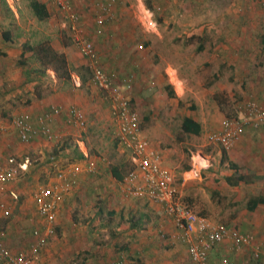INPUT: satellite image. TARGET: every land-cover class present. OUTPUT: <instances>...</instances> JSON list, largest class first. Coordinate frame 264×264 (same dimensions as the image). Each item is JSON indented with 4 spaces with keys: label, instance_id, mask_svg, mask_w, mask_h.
I'll return each mask as SVG.
<instances>
[{
    "label": "crops",
    "instance_id": "obj_1",
    "mask_svg": "<svg viewBox=\"0 0 264 264\" xmlns=\"http://www.w3.org/2000/svg\"><path fill=\"white\" fill-rule=\"evenodd\" d=\"M136 1L140 2V0ZM0 2L3 6H5V9H7L9 16H12V14L14 13L13 16L17 17L16 9L12 5L14 0H0ZM78 2H80V0H75L76 11H78ZM166 2L169 3L167 5L169 13H177L179 17L183 16V23L182 25H178L177 29L181 28V32L185 33L186 37L191 38L193 37V35H199L201 38V40L197 42V45H194L192 42H190V40H186V42H184L183 40L181 41L182 45L187 46L185 52H192L193 50L196 51L199 46L203 48L201 51H197L199 55L196 57L197 60L195 61V63L188 62L190 57L191 59L193 58V55H191L190 57L185 56V64L188 62L187 65L189 67L190 65H195L196 68H199L201 70L202 68L207 66L206 62L209 61L208 63L212 65L215 76H219L217 72L219 71L221 65L234 66L235 71L237 72V74H235L236 81L239 80L240 82H243L242 85L245 84V86H247L250 90V93L247 95L248 100H253L260 105H264V11L260 8L259 0H181L178 3L176 2V0H172ZM84 3L87 4V6L91 7L89 3ZM140 5L141 7L144 6L142 3ZM140 5L138 4V6ZM114 10L116 12L120 11L117 6H114ZM7 26L8 30L6 28L4 30H1L0 28V53H5L6 55L4 57H7V67L0 66V113L1 111H4V106L7 105L4 98L7 99L6 97L9 96L10 98L14 97L13 99H15L17 97L21 98L20 100L22 101L24 97H28L29 100L26 98V102L29 101L28 103H26L28 105L27 109L20 115H29V117H31V123L36 126L39 116H43L52 108L57 107L40 105L39 101L31 100L30 95H32L33 92H31L32 90H30V87L31 85L34 86L39 83V81H42V77L37 76L35 73L27 77V71H30L32 69L28 67L29 64L22 66L18 65L17 63V66L14 67L15 63L13 62V59H8V57L11 58L13 56V52L19 54L20 56L22 50L21 46H19L20 44L17 41V36L11 29L13 26ZM107 27H109V25ZM19 33L22 32L20 31ZM209 34L211 35L208 36ZM105 38V35L101 37H91L94 43H98L96 48L100 54L101 63H105L109 59V53H107V56H104L103 51L101 52V50L104 49L103 47L102 49L100 48V44L103 45L106 42V40L104 41ZM112 45L115 46V44ZM107 47L109 49V46ZM25 56H27V54H25ZM209 56L210 59L208 58ZM77 58L78 57H76L75 51V59ZM127 61L128 62L126 64L124 63L125 68L122 69L125 72H133L134 70H132L133 68L132 66H130V61ZM85 62L87 63V61L81 57V63ZM120 62L123 66V62ZM168 64H174V66L178 65L176 61H171ZM17 68L19 74L15 73L17 71ZM77 68L78 67L75 64V70L71 72V79H73V77L75 76V80H79L75 84V87L79 88L82 85V81L79 76V69ZM223 68H225V66H223ZM50 73L55 76L53 71H46L47 75H51ZM187 73L193 74L194 69L191 68ZM137 75L138 78L145 79V77L143 76L144 74L137 73ZM153 75H155L156 78L154 79L158 82V84H161L163 82V79L156 75L155 72L153 73ZM175 76L173 75L172 78V76L170 75V85L174 86L173 89L171 86L170 88L172 91H175H173L175 94V99L177 97L178 101H182V99L186 100L187 98L192 100L193 104L189 107V110H192L190 112L192 114L186 115V117L192 118L201 126L200 135L193 136L203 137L205 136V134L207 135V131H218L222 124L219 123V119L221 117L219 114L220 106H218L215 102L213 95L215 94V91L224 89V87H215V85L211 84V89L209 87V89L205 90L204 86L201 85L202 89L201 87H196L191 90L187 86L185 93L183 92L184 96L182 97V95L176 94L177 92L175 90L176 84L181 85L182 80ZM15 80H17L18 83L15 84ZM14 86H16L17 89L11 92H16L14 94L8 92V90L10 91V89H14ZM25 87L27 88L26 90ZM165 89H167V86L165 87ZM21 91L26 92L25 94H22ZM120 91H122L123 95L126 96L128 95V92L130 90L127 91L123 87V90L121 89ZM19 95L22 96L19 97ZM96 96L97 95H92L91 97L94 98ZM141 96V94H138L136 95L135 99L132 98L130 100L132 105L133 102L135 103L134 105L137 106V109L143 106ZM106 103L109 105L107 101ZM106 103L104 102V104ZM239 104L242 105L243 103L237 102L235 107L239 108ZM75 107L84 114L86 120V114L84 110H82L79 106ZM64 111L66 112V110ZM64 111L62 110L61 115H54L47 122L48 128L56 136V139L50 142L47 141L42 135H40L33 141L24 144L19 141L16 129L14 128L12 121L11 125L3 124V126H0V167L7 168L10 165L13 166V163L15 162L13 155L16 152V147L25 146L33 148L34 150L43 151L42 146H48V142L50 143L49 145H51L53 142L55 143L52 144L54 145V150L49 153L46 151V153L42 156V159L37 158V160L41 159V161H43L44 163L56 162L54 165H57L63 164V160L65 158L77 165L76 168L74 167L75 164H73L74 166L69 165L65 168V170L63 169L57 172V174L59 172L66 173L70 180H74V184L69 191L59 193L55 201V229L57 235L53 238L49 237L46 239L47 243L44 248H42L44 249L43 252L40 251L42 249L38 250L39 254H36L35 259H37L40 254L42 255H40V262H38V264H48V262H50L51 264H62L66 262L67 264L70 257L80 259V264H108L109 262L114 260H107V252L109 251V249H105V247L107 246H112L114 248V250L111 252L117 250L121 251L117 253V255H119V259L115 260H122V250L127 251L129 246H127V244L122 247L117 246L115 241L117 239H124L125 242L131 241V247L133 248L131 252L133 254L131 255H133V257H146L147 259L150 258V261L152 260L157 264H166L165 261L161 262V260H165V257L161 256L160 252H158L159 245L157 243V239L158 235L161 233V230H159L158 232V225H160V220H154L152 218L153 216L150 213H156L157 217L158 212H161L164 217V226L166 230L168 232H172L173 242H178L181 244L183 243L178 237H176V228L174 226V223L172 219L164 213L162 206L150 202L145 198H136L138 200H146L145 204L143 205H149V207H152V209H154L148 211L144 206H135L133 202L131 204L130 202H125L123 200L124 195L121 193L123 192L122 183L124 182V178L127 172L132 168L128 150L120 147L124 152H126L128 156L130 168L126 172L123 173L119 166H112L109 170H105V172L98 171L97 165L100 162V158L96 159L91 155V151L88 149L85 139L83 137L77 138L75 140L67 139L65 138V133L61 134L60 126H62V123H66V113ZM204 114H206V117L204 116ZM18 116H14L12 120ZM2 117L5 116L3 115ZM142 120L146 121V115L142 117ZM142 120L140 119L141 137L148 140L147 138L153 136L154 131L156 133L158 129L156 128L155 130H152L151 128L154 127H152V125H144V123L141 122ZM112 123H114L115 126V131L113 133L115 134L114 137L116 138L117 129L114 120L112 121ZM148 128L151 129L150 132ZM156 135L157 140L156 138H154V140L151 139V141H148L150 142L151 146L161 154L162 167L172 174V176L174 177V182L176 184L174 169L177 167L176 163L178 162V160L184 159V154H181L177 147L175 149H169L168 143L177 138L178 141L176 142H179V145L182 146L184 144V141L182 139L183 137L179 135L173 136L168 132L164 133L163 137H160V133H156ZM183 135H185L186 137L188 135L192 136V134L186 133H183ZM62 137L64 138V140L61 141L62 145L65 143H68L70 145V147H67L64 150H61V145L59 146L57 144V142ZM116 142L117 146L119 147L117 139ZM74 148L78 149L79 153L82 155V159H74ZM253 148L256 149L255 153H253L252 151ZM223 153L226 154V162L220 160L219 164L215 168H213V170H208L209 166L211 165L209 157L199 152H196L195 154L192 153L191 162L186 166L181 167V170L178 172L180 174V188H178L177 186V189L179 190V194L181 195L180 192H182L186 184H189L190 186V183L195 182L197 185L201 186V195L203 194L204 200L207 203L206 206H203V210L205 209L207 210V212L204 211L200 215L207 218L208 220L211 219L209 210L215 207V204H213L214 198L219 197L218 200H220V202H225L226 205H239L241 202H246V212L249 214L243 213V215H241L240 213H232L233 216H231L230 223L235 225L240 224V229H237L235 226H233L234 228L229 227L223 223H219V225L237 229L242 233H252L255 235L259 232V225H262L260 229L262 231L264 230V216L259 214L261 212L264 213V205L259 204L255 207L254 210H250L249 203L257 197L264 196L257 195L253 199L244 200L246 198V195L242 191H240V189L243 187V185H246L245 187H248V190L251 189L249 188V184H251L250 180L253 178L254 174H250L249 172H247L249 173L247 178H245L244 181H240L239 177H244V175L241 174L239 164L242 163L243 165H245L247 167L246 169H250L252 168V166H257V169H263L261 170V173L264 174V127H260L258 129L247 128L244 131L242 137L234 145L233 149L229 152L223 151ZM201 154L202 156H200ZM196 157H201V161L203 162L197 163L195 161ZM23 159L24 157H22L21 160ZM28 161L30 160L27 159L26 161L20 163L18 167L22 169L25 178L30 179L34 177V174L36 173L35 170L39 164L33 165L32 162L30 163ZM31 161H36V159H32ZM90 164H93L92 169L89 168ZM84 167L86 168L81 169ZM113 168H117L119 170L122 175L121 180H117L113 177ZM15 170V179H17V169ZM190 171L196 172L197 177L192 176ZM57 174L51 179H47L48 175L45 173L40 174L39 178H44L45 181L48 180L46 186L39 187L36 190L34 198L32 200H29L30 202L28 201V199H26L23 204L19 205L18 208H15V211H13L16 213V215L13 219L4 222L1 220L4 216L0 214V230L3 232V236L0 237V242L2 245H5L12 254L31 253L30 248H32L31 246H33L36 242V238L33 236L34 230L42 231L44 228V219L38 211V203L35 197L39 192H43L46 194L51 191L53 184H55L57 180ZM109 183L120 188L121 192L119 189L109 188L111 186ZM6 185L1 186L0 190H2ZM11 195L16 198L15 193ZM51 195L52 192H50L48 195L46 194L45 200L49 201ZM99 195L102 196V202L98 203L96 201V197ZM110 195L112 197H116L117 201L121 203V206H117L118 204H112ZM190 197L195 200L193 196ZM1 199L5 200L4 198L0 197V200ZM122 201H124L126 204ZM77 205H79L78 211L80 213L84 211L81 215L84 214V216L86 217L83 218L81 216L80 221H75V211H77ZM189 206L191 207V205ZM70 211L71 213L69 216L67 213H69ZM197 213L199 214V212ZM125 214H128L129 216L127 217L125 216ZM102 215L108 217H119V222H117L116 225H119L121 227L118 228V233L114 234L115 236H118L113 240L112 244L107 243L106 245H102L94 243V235L97 232L96 225L100 224V222L102 223ZM159 217L160 218L158 219H161V216ZM210 221L213 222L212 220ZM146 223H150L151 226H148V224ZM123 224H126V226H123ZM80 225L84 226V231L81 229ZM252 227L255 228V230L256 228H258L256 230V233L246 232L248 228ZM114 235L112 234V236ZM51 238L52 242L50 241ZM184 246L187 248L186 245ZM90 248L92 252L87 253L89 255H82L85 251H89ZM228 251H230L229 244H224L211 253L210 260L213 261L215 255L217 257H225L234 254L230 252L228 253ZM178 252L179 250H177L176 253L178 254ZM187 261L188 262L184 264H191L189 256Z\"/></svg>",
    "mask_w": 264,
    "mask_h": 264
},
{
    "label": "rangeland",
    "instance_id": "obj_2",
    "mask_svg": "<svg viewBox=\"0 0 264 264\" xmlns=\"http://www.w3.org/2000/svg\"><path fill=\"white\" fill-rule=\"evenodd\" d=\"M166 1L172 0H140V2L136 0H116L117 3L114 6H117L120 11L116 12L114 10L115 20L111 24H109V27H107V30L104 33V35L106 36L104 41L106 40V42L103 45L100 44V48L102 49L103 47L104 49L101 50V52L103 51L104 56H107V53H109V59L107 60V62L101 63V66L107 73L114 74L115 83H117V85L120 86L123 82H130L131 89L128 92L129 96L126 95L127 98L131 100L132 98L135 99L136 95L138 94L142 95L141 97L143 106L137 109V106L134 105V102L133 105L134 108H136L141 120L142 117L146 115V121H141L142 123H144V125H152V127H154L151 128L152 130H155L157 128L158 130L156 131V133H160V137H163L164 133L167 132L171 133V135L173 136L179 135L183 137L182 139L184 141V144L182 146L179 145V142H176L178 141L177 138L168 143L169 149H175L177 147L179 152L181 154H184V159L178 160V162L176 163V168L174 166L176 176L175 186H178V188H180V174L178 172L181 170V167L186 166L191 162L192 153L195 154L196 152H199L209 157L211 165L209 166L208 170H213V168H215L219 164L220 160L226 162V154L223 153L219 145H210L207 143V137L215 130L207 131V135L205 134V136L203 137H194L193 135H188L186 137L185 135H183V133H179L181 131L179 130V126L177 123L184 117H186V115L192 114L190 113L192 110L190 111L189 107L193 104V102L189 98H187L186 100L182 99V101H178L177 97L176 99L175 97H169V90L165 89V87L171 86L170 75L173 78V75L175 76L176 74V76L182 80L181 85L176 84L175 87V90L177 92L176 94L182 95V97L184 96L183 92L185 93L187 86L191 90L196 87H201V85L204 86L205 90L209 89V87L211 89V84L215 85V87H224V89L215 91V94L213 95L215 102L218 106H220V124L227 117L239 116L238 109L235 106L237 102L244 104L248 101L247 95L250 93V90L247 86H245V84L242 85L243 82H240L239 80L236 81L235 74H237V72L232 65H221L219 71L217 72L219 76L214 75L212 65L208 63L209 61L206 62L207 66H205L201 70L199 68H196L195 65H190V67L194 69V73H187L191 69L187 65L188 62L195 63V61L197 60L196 57L199 54L197 50H193L192 52H185L187 46L182 45L181 41L183 40L184 42H186L189 37H186V34L181 32V28H178L179 30L177 29L178 25H182L183 23V16L179 17L177 13H169L167 8V5L169 3ZM180 1L181 0H176L177 3ZM40 2L46 5L49 12V18L45 21H38L32 15V11L27 0H14V2L12 3L13 7L16 9L17 17L13 16L14 13L12 14V16H9L7 9H5V6H3L0 2L1 30H4L5 28L8 30L7 25L13 26L11 29L17 36V41L20 44L19 46H22L25 42H29L30 44L35 45L40 41L48 39L54 49H65L64 52L66 55V59L68 60L71 72L75 70L76 64V66L78 67L77 69H79L78 71L80 73L86 74L87 70V72H89V76L87 81L85 83H82L81 87L77 88L75 87L73 79L70 78L69 81L65 82L60 81L57 80V78L52 75V73H50L51 75L48 74V79H42V81H39V83H37L36 85H31L30 90H32L31 92L33 93L32 95H30V98L31 100L39 101L40 105L60 107L63 111L67 110L70 107H81V109L84 110L86 114L85 130H81L75 127L72 128L66 125V123H62V126H60L61 134L65 133V138L72 140L83 137L86 141L88 149L91 151V155L96 159L100 158V162L98 161L99 164L97 165L98 171L105 172V170H109L112 166H119L124 173L130 168L128 156L126 152H124L120 147L117 146L116 138L114 137L115 134L113 133L115 131V126L114 123H112L113 119L110 115V107L106 103L104 96L102 95L100 90L90 82V70L88 69V64L86 62L81 63V56L79 55L78 50H76V47L71 41L69 34L62 28L60 15L57 12L56 8L51 4L50 0H40ZM78 3L77 8L78 13L82 18V28L84 32L88 33L87 35H89V37L91 38L93 37L90 31L93 24V9L90 8V6H87V4H85L81 0ZM141 3L148 10L153 12V19L156 20L157 24L156 29H147V27L142 23V19H138L139 16L144 13V10H139L141 8ZM138 4L140 5V8L138 7ZM20 31L22 33H19ZM210 35L211 34H209L208 36ZM193 36L194 37H191L190 42H192L194 45H197V42H199L201 38L199 35ZM94 44L95 47L98 45V43ZM112 44H115V46ZM107 46H109V49ZM75 51L76 57H78L77 59H75ZM191 55H193L192 59L190 57ZM185 56L190 57L189 61L186 64L184 62ZM6 58L7 57L0 55L1 67H7ZM26 58L29 59L28 67L34 68L35 62L30 53H27ZM208 58L210 59V56ZM8 59H13L15 67L20 60V56L19 54L13 52V56L11 58L8 57ZM127 60L130 61V66H132V70H134L133 72H125L122 69L125 68L124 63L126 64L128 62ZM120 61L123 62V66L121 65ZM171 61H176L178 65L174 66V64H168ZM223 66H225V68H223ZM154 72L156 73V75L163 79V82L161 84H158V82L155 81L154 78L156 77L155 75H153ZM15 73L19 74L18 68ZM137 73L144 74L143 76L145 77V79L138 78ZM14 83H18L17 80H15ZM171 87L172 89L174 88V86ZM15 89H17L16 86H14V89H10V91L8 90V92H11ZM26 89L27 88L25 87V90ZM15 92L16 91L11 93L14 94ZM25 92L21 91L22 94H25ZM92 95H97V98H92ZM21 96L22 95H19V97ZM6 98L7 99L4 98V100H6L5 102L7 105L4 106V111H1L0 113V126H3V124L11 125L12 118L14 116L22 114L23 111H26L28 106L26 103L29 102H26V98L29 100L28 97H24L22 101L20 100L21 98L17 97L15 99H13L14 97L10 98L9 96ZM104 102L106 104H104ZM240 105L241 104H239V106ZM3 115L5 117H2ZM204 116L206 117V114H204ZM151 129L148 128L149 132L151 131ZM156 133L154 131L153 136L147 139L151 141V139L154 140V138H156L157 140ZM62 140H64L63 137L57 142L59 146H62ZM47 144L48 146L46 147L42 146L43 151L34 150L33 148L25 146L15 148L16 152L13 155L15 162L13 163V167L17 169V179L7 184L2 190H0V197L5 199H1L0 202L4 204L9 210V215L2 217V221L7 222L13 219L16 215L14 209L23 204L26 199H28V201L32 200L35 196L36 190L39 187L46 186L48 180L45 181L44 178H39L40 174L45 173L48 175L47 179H51L57 174L58 171L63 169L65 170V168L69 165L75 164L74 162H71L70 160L65 158L63 160V164L57 165H54L56 162L44 163L43 161H41L42 156L46 153V151L49 153L54 150V145H52L55 144L54 142L51 145H49V142ZM252 151L253 153H255L256 149L253 148ZM202 154L200 156H202ZM22 157H24L23 160H21ZM37 158L41 159L37 160ZM27 159L30 160L28 162H32L33 165L39 164L35 170L36 173L34 174V177L30 179L25 178L22 169L18 167L20 163L26 161ZM32 159H36V161H31ZM201 160V157L195 158V161L197 163L203 162ZM241 164H239L241 174H243L245 178H247L249 173L254 174L253 178L250 180L251 184H249V188L251 189L248 190V187H245L246 185H243V187L240 189V191H242L246 195V198L244 200L253 199L257 195L264 196V174L261 173V170L263 169L259 170L257 169V166H252V168L246 169L247 167L243 164L241 166ZM74 167L76 168L77 165L75 164ZM85 168L86 167L81 169ZM109 184L111 185L109 188L120 190V188L116 187L115 185L111 183ZM188 186L189 184H186L184 186L185 190L183 189L182 192H180L181 197L189 205H191V207L196 212H199V214H202L204 211L207 212V210H203V206H206L207 203L204 200L203 194L201 195V186L197 185L195 182L190 183V186ZM13 193L16 194V198L11 195ZM121 193L124 195L123 200L125 202H130L131 204L133 202L135 206H144L148 211L154 210L152 209V207H149V205H143L145 204L146 200H138L134 197L132 198L131 196L127 197L123 192ZM190 196H193L195 200ZM110 197L112 199V204H118L117 206H121V203L117 201L116 197H112L111 195ZM218 198L219 197L213 199V204H215V207L209 210L211 214L210 220L218 224L223 223L229 227L235 226L237 229H240V224L235 225L230 223L231 216H233L232 213H240L241 215H243V213L249 214L246 212L247 203L241 202L239 205H226L225 202H220ZM96 201L98 203L102 202V196H97ZM76 208L77 211H75V221H80L81 216L83 218H86L84 214L81 215L84 211L82 213L78 211L79 205H77ZM70 213L71 211L67 214L70 216ZM150 214L153 216L152 218L154 220H160V225H158V232L159 230H161V233L158 235L157 239V243L159 245L158 252H160L161 256L165 257V260H161V262L165 261L166 264H175L177 262L187 263V259L189 256L187 248L181 243L173 242L172 232H168L164 226L165 223L163 214H161V212H158L157 217L156 213ZM259 214L264 216V213L262 212ZM102 216V223L100 222V224L96 225L97 232L94 235V243L102 245H106L107 243L112 244L113 240L118 236H115L114 234H117L119 231L118 228L121 227L119 225H116L117 222H119V217H108L105 215ZM125 216L128 217L129 215L125 214ZM159 216H161V219H158L160 218ZM226 219L228 222L226 221ZM146 224H148V226H151L150 223ZM80 226L84 231V226ZM123 226H126V224H123ZM259 226L261 227L262 225ZM260 227L259 229L256 228V230H259L258 233H256V230L253 227L248 228L246 232L256 233L255 236L264 244V230L262 231ZM112 234L114 236H112ZM56 235L57 232L55 229V235L52 236V238ZM52 238L50 239L51 242ZM115 241L117 246L119 247H122L126 244L127 246H129L127 251L122 250V261L124 262V264H157L152 260L150 261V258L147 259L146 257H133V255H131L133 254L131 253L133 250V248L131 247V241L125 242L124 239H117ZM105 249H109V251L107 252L108 256L106 257L107 260L119 259V255H117V253L121 251L117 250L111 252L114 250L112 246H107L105 247ZM177 250H179L178 254L176 253ZM40 251L43 252L44 249ZM90 252H92L91 248L89 249V251H85L82 255H89L87 253ZM229 252L234 253L228 251V253ZM37 254H39V251ZM40 255H37V259L34 260L35 264H38V262H40ZM216 257L217 256L215 255V257L213 258L214 262L224 258V256L217 257L219 259H217ZM70 258H67L69 260L67 264H80V259H76L75 257L71 259ZM225 259H229L233 264H264V250L262 256L259 259H256L251 251L246 249L235 252L230 256H225ZM0 264H2V262H0ZM48 264L51 263L48 262ZM62 264H66V262Z\"/></svg>",
    "mask_w": 264,
    "mask_h": 264
},
{
    "label": "built area",
    "instance_id": "obj_3",
    "mask_svg": "<svg viewBox=\"0 0 264 264\" xmlns=\"http://www.w3.org/2000/svg\"><path fill=\"white\" fill-rule=\"evenodd\" d=\"M89 3L93 9V26L91 34L94 37L104 35L106 28L115 20L114 5L116 0H82ZM60 15L61 26L72 38L73 44L83 59L87 61L90 70V82L99 89L104 99L109 103L110 113L116 125V139L119 147L128 150L132 165L122 183L123 193L134 198H145L150 202L162 206L164 213L169 216L176 228V237L187 246L191 264H233L229 259L222 258L211 261V253L218 247L229 244L231 252L250 250L256 259L263 254V243L252 233H242L233 228L211 222L195 212L179 194L175 186L174 177L162 167V156L141 137L140 117L129 98L123 95L121 89L129 91V81L120 86L115 83L114 74L107 73L101 66L100 54L93 40L82 28V18L75 9V0H50ZM260 8L264 11V0H259ZM90 7V8H91ZM140 8V6H138ZM144 13L138 19L147 29H156V20L153 12L146 7H141ZM74 84L79 80H75ZM239 116L227 117L223 120L218 131L207 137L211 145H219L224 152H229L244 134L247 128L258 129L264 127V105L248 100L239 106ZM66 123L69 127L81 130L86 128L84 114L76 107L66 110ZM60 107L52 108L43 116H39L37 125L34 126L27 114L20 115L12 120L21 143H29L42 135L47 141H54L56 136L48 128L47 122L54 115H61ZM93 168V164L89 165ZM197 177L196 172L190 171ZM16 178L13 166L0 167V186L6 185ZM53 184L50 200L46 201V194L39 192L36 195L38 211L44 219L42 231H35L36 242L31 248V253L12 254L0 242V262L2 264H33L37 249H42L47 243V238L55 235L56 199L59 193L69 191L74 180H70L66 173L59 172ZM0 214L9 215L8 208L0 203ZM3 232L0 230V237ZM108 264H124L122 260H114ZM175 264H184L177 262Z\"/></svg>",
    "mask_w": 264,
    "mask_h": 264
},
{
    "label": "trees",
    "instance_id": "obj_4",
    "mask_svg": "<svg viewBox=\"0 0 264 264\" xmlns=\"http://www.w3.org/2000/svg\"><path fill=\"white\" fill-rule=\"evenodd\" d=\"M27 1L29 3L30 9L32 11V15L38 21H45L49 18V12H48L47 7L44 3L40 2V0H27ZM190 39L191 38H189L188 40H190ZM71 41H72V38H71ZM202 49L203 48L199 46V48H197L196 50L201 51ZM21 50H22V52L20 54V60L18 61V65L25 66L26 64H28L29 59H27L25 56V54H27V53H30V55L33 57L34 62H35L36 68L34 67L30 71H27V74H26L27 77H29L31 74L35 73L37 76L42 77V79H48L49 76L46 74V71L51 70L54 72L57 80L64 81V82L70 80L71 70L69 68L64 50L63 49H54L52 47V45L50 44L48 39L40 41L35 45L30 44L29 42H25L21 46ZM0 55L5 56L6 54L1 52ZM79 76L81 78L82 83H85L88 79L89 72H87V70H86V74L79 73ZM167 89L169 90V96L175 97V94L171 90L170 86H167ZM193 109H194V107H193ZM177 124L179 126L178 127L179 130L183 133L192 134V135H196V136L200 135V133H201L200 124L198 122L194 121L190 117L183 118ZM67 147H70V145L68 143H65L61 146V150L62 149L64 150ZM73 154H74L75 160L82 159V155L79 153L77 148L73 149ZM112 175L117 180L122 179V175L117 168H113ZM244 179H245V177H239L240 181H244ZM259 204L264 205V197H257L256 199H253L249 203V209L254 210L255 207ZM235 230H237V229H235ZM33 236L35 237V230L33 232ZM30 250H31V248H30ZM38 250L39 249H37V251Z\"/></svg>",
    "mask_w": 264,
    "mask_h": 264
}]
</instances>
